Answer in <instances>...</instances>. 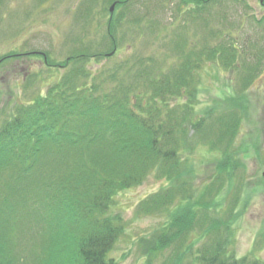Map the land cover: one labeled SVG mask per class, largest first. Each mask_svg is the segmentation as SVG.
<instances>
[{"label": "trees", "instance_id": "obj_1", "mask_svg": "<svg viewBox=\"0 0 264 264\" xmlns=\"http://www.w3.org/2000/svg\"><path fill=\"white\" fill-rule=\"evenodd\" d=\"M114 2L117 8L125 7V0ZM125 13L111 16L109 11L105 37L113 45L118 43L113 33ZM181 44L183 59L169 73L135 57L131 75L136 86L125 83V65L110 74L119 86L110 93H100L101 75H94L89 86L76 84L78 77L90 76L85 68L89 53L80 47L62 63L48 65L67 68L59 81L1 122L0 264H61L58 252L77 264H117L110 251L124 224L111 211L115 195L141 184L148 174L168 186L143 199L140 211L163 213L167 219L140 241L150 242L153 250L175 251L167 258L173 264H264L228 251L231 234L222 236L219 229L229 231L236 214L231 212L227 220L215 214L221 180H228L223 190L233 181V167L241 166L227 142L238 118L206 115L205 125L192 104L198 89L195 70L209 59L231 66L236 46L204 44L196 52L183 51L185 42ZM241 62L239 68L248 73L258 68L243 58ZM250 78H242V85ZM199 143L221 149L224 157L215 164L216 175L196 192L191 154ZM15 231L18 237L21 233L17 244Z\"/></svg>", "mask_w": 264, "mask_h": 264}, {"label": "rangeland", "instance_id": "obj_2", "mask_svg": "<svg viewBox=\"0 0 264 264\" xmlns=\"http://www.w3.org/2000/svg\"><path fill=\"white\" fill-rule=\"evenodd\" d=\"M260 2L125 0L122 9L115 6L114 0H0V60L3 56L10 58L0 61V124L17 106L30 103L59 81L67 68L52 69L48 65L62 63L80 47L89 53L85 68L90 76L78 77L76 84L89 86L95 82L94 75H101L100 93H110L119 88L110 74L125 65L121 70L123 73L127 67L129 73L125 83L136 86L131 75L135 57L148 59L152 61L146 62L148 66L156 64L160 71L169 73L183 59L178 49L181 43L185 42L183 51L191 48L196 52L204 44L235 45L236 61L231 66L225 68L220 59H209L195 70L194 86L198 89L192 104L197 115L204 116L205 125L211 116L233 114L238 118L227 142L241 166L233 167V181L223 190L228 180H221V197L215 202L220 203V209L215 214L224 220L231 212L236 214L229 220V231L219 229L222 236L231 234L229 252L238 258L251 256L264 261V4ZM112 4L111 16L126 12L113 33L116 45L105 37ZM241 58L258 68L249 73L239 68ZM248 77L252 78L242 85V78ZM211 132L214 135V128ZM191 155L197 192L216 175L215 164L224 154L215 146L199 143ZM166 185L164 179L148 174L141 184L115 195L111 211L120 215L124 224V232L110 251L117 264H173L167 258L175 251L153 250L150 242L140 241L159 229L167 218L159 212L142 213L139 204ZM13 234L17 244L21 233L19 237L18 231ZM69 258L58 252L61 264H73L75 259Z\"/></svg>", "mask_w": 264, "mask_h": 264}, {"label": "water", "instance_id": "obj_3", "mask_svg": "<svg viewBox=\"0 0 264 264\" xmlns=\"http://www.w3.org/2000/svg\"><path fill=\"white\" fill-rule=\"evenodd\" d=\"M113 8H114V4H112V5L110 6L109 11L112 12ZM113 52H114V51H113ZM113 52H111L110 54H112Z\"/></svg>", "mask_w": 264, "mask_h": 264}, {"label": "flooded vegetation", "instance_id": "obj_4", "mask_svg": "<svg viewBox=\"0 0 264 264\" xmlns=\"http://www.w3.org/2000/svg\"><path fill=\"white\" fill-rule=\"evenodd\" d=\"M263 2H264V0H261L260 4H264ZM251 7H252V6H251ZM259 7H260V6H259ZM252 9H253V8H252Z\"/></svg>", "mask_w": 264, "mask_h": 264}]
</instances>
